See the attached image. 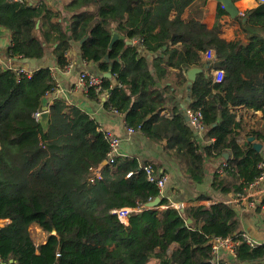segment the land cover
<instances>
[{
	"label": "trees",
	"instance_id": "obj_1",
	"mask_svg": "<svg viewBox=\"0 0 264 264\" xmlns=\"http://www.w3.org/2000/svg\"><path fill=\"white\" fill-rule=\"evenodd\" d=\"M190 2L63 0L55 9L45 3L0 0V26L10 34L9 56L38 59L55 44L61 68L69 62L65 53L71 41H79L87 61L117 74L120 89L110 88L109 79L102 76L109 93L106 106L125 113V123L140 126L150 140L176 144L178 154L191 161L189 177L203 175L205 157L225 160L227 169L222 175L215 172L212 183L225 193L240 191L258 175L257 164L264 160V150L253 146L264 139V128L253 130L254 140L242 149L234 140L238 123L229 107L244 105L264 117V22L254 26L243 19L247 11L237 15L246 41L238 36L226 40L219 36L218 24L226 11L218 8L215 24L207 28L181 20ZM64 13L68 34H55L52 30L63 24ZM253 13L264 17V3ZM113 31L119 37L109 47ZM127 39L143 40L147 51L159 54L154 73ZM208 49L214 52L210 62L201 57ZM193 66L201 67L200 72L186 88V72ZM212 66L223 71L221 82L212 81ZM168 67L176 69V85L188 90L189 108L201 111L205 135L214 138L204 150H199L183 114L159 116L165 98L157 80L172 75ZM55 84L48 67L18 78L13 68L0 64V219H9L0 226L5 264H202L210 256L211 237L240 234L237 208L224 202L144 208L131 211L127 223L121 222L112 210L144 205L160 196L140 168L149 161L120 154L104 164L96 178L91 168L106 158L109 148L97 123L61 98L47 104L45 125L33 115L46 105ZM225 152L231 156L225 157ZM165 204L168 200L160 197L158 206ZM200 217L204 223L198 228ZM33 223L47 234L45 241L35 243L29 232ZM237 251L238 262L232 264L264 258V246L251 249L241 243Z\"/></svg>",
	"mask_w": 264,
	"mask_h": 264
},
{
	"label": "crops",
	"instance_id": "obj_2",
	"mask_svg": "<svg viewBox=\"0 0 264 264\" xmlns=\"http://www.w3.org/2000/svg\"><path fill=\"white\" fill-rule=\"evenodd\" d=\"M9 2L13 1L9 0ZM26 3L34 5L45 3L55 9H59L61 4H63V0H27ZM233 3L239 12L238 15L243 16L247 11L246 17L244 16L243 19H246L249 24L259 26L264 22V17L256 16L253 13V9L259 3L264 2H260L259 0H236L233 1ZM218 8L219 2L217 0H191V2L184 7L180 14V18L184 22L195 20L204 24L207 28H211L215 24ZM174 14L175 11H172L169 18H172ZM62 21L63 24L61 26L57 25L55 30H52L53 33L68 34V16L65 13ZM218 22L220 37L226 40H232L235 36H238L242 38L243 41H246L240 28V22L235 19V17L232 18L228 13H225L220 16ZM127 43L137 45L139 55L145 56L148 59L149 69L154 73L157 62L155 59L159 54L147 51L144 48L143 40L127 39ZM10 45L11 40L9 31L0 26V49L3 62H7L13 67L22 66L30 72L38 68L48 67L55 83H59L60 89L56 95L52 94L50 96V93L46 95L45 98L47 103L51 100L49 102V104H51L54 99L61 98L67 106H76L80 108L86 112L90 120H94L97 123V127L110 129L120 137L121 155L135 156L141 162L145 160L153 162L159 171L167 175L168 180L161 192V197L166 198L168 204L157 205L154 206V208L162 209L167 206L176 207V202L182 203V205H177L178 208L191 205H209L214 202H222L227 194L232 192L228 191L225 193L221 190V187L212 183L215 172L220 164L226 162L225 160L221 158L205 157L203 175L199 179L195 178V176L189 177L186 173V169L188 165H191V161L181 154H178L176 144L170 145L166 140L152 141L141 131L128 133L126 130L127 124L124 121L125 113L111 110L109 106L104 104L105 97L102 95L98 97L93 95L87 96L82 90L75 89L78 75L84 70L101 77L106 76L105 74L107 72L110 73V76L106 77L109 79L112 88H117L116 86L118 83L116 73L112 74L109 69L105 71L100 70L98 62L87 61L82 56L79 41H71V47L65 53L67 58H69V62L72 63V67L69 70L66 69V65L62 68L58 66L53 52L55 44L53 47L49 46L45 55L38 59L9 56L8 50ZM175 45H180V43H176ZM204 53L201 52L202 59L206 62H210V60L206 59ZM161 65L165 66L164 63H161ZM2 66L5 67L4 64ZM193 67L198 68V71L201 68L198 66ZM168 70L172 75H166L157 80V87L163 92L165 98V105L160 110L159 116L171 119L175 114L181 113L184 115L186 124H188L187 112L190 109L189 103L191 98L186 88L190 84L189 78L187 77L188 82L186 88L182 90L181 87L176 85V79L173 76V72L176 71V69L168 67ZM198 71L196 73H198ZM221 71L220 68L210 67L209 72L213 82H219V73ZM120 87L118 89H120ZM55 96L57 97L54 98ZM229 110L234 114L235 122L238 123V125L233 127L234 140L244 149L250 144L247 141V137L252 136V131L264 128V117H262V112L260 110L255 111L244 105H231ZM192 132L199 145V150H204L209 143L214 141V138L211 136L205 135V137L202 138L198 135L196 136L194 131ZM258 142H260V140ZM261 149L264 150V146H262ZM225 153V157L231 156L230 152ZM103 162L104 160L91 169L94 170L99 166L102 167L104 165ZM181 176H183L184 179H182ZM256 199L261 201L264 199V194H258ZM144 208L145 206L141 205L140 210ZM236 214L242 231L255 239L264 240V209H261L257 204L254 208L247 210H238L237 208ZM2 220L3 219H0V225L4 224ZM203 223L204 221L202 225ZM33 230H35L36 233L42 231L36 223H33L29 227V232ZM41 242H43V240H41ZM234 262L237 263L238 259H235ZM240 264H264V258L250 259Z\"/></svg>",
	"mask_w": 264,
	"mask_h": 264
},
{
	"label": "built area",
	"instance_id": "obj_3",
	"mask_svg": "<svg viewBox=\"0 0 264 264\" xmlns=\"http://www.w3.org/2000/svg\"><path fill=\"white\" fill-rule=\"evenodd\" d=\"M10 1L18 2V3L27 2V0H10ZM259 1L264 2V0H259ZM219 8L224 9V5L221 4L220 2H219ZM204 55H206L207 60H212L214 58V52L212 49L206 50ZM0 64L1 65L4 64L5 65L4 68H13L18 74V78L28 77L32 74V72L28 71L22 66L13 67L7 62H3L1 49H0ZM71 67H72V63L68 62L66 64V69L69 70L71 69ZM215 78L217 79L216 75ZM222 79H223V71L219 73V82H221ZM120 86L121 84L117 83V87ZM110 88H112L111 85ZM59 89H60L59 83L56 82L55 87L50 91H48V93H50V96L52 94L56 95ZM75 89L82 90L85 94H87V96L90 94V91L92 92L91 95L93 96L98 97L99 95H102L105 97L104 99L105 101H107L109 97L107 87L104 86L102 77L93 74L87 70L81 71L79 73ZM56 97L57 96H55L54 98ZM47 104L49 103H46V105L42 109L35 110L33 115L36 119L41 118V114L44 109L47 110ZM110 109L113 110L114 112H118L115 109L112 108ZM187 119H188V126L192 129V131L195 132V135L196 136L198 135L202 138L205 137L206 127L202 120L201 111L199 109L197 110L189 109L187 112ZM97 130L102 132L103 138L108 143V147H109L104 161L106 163L113 162L114 158L117 155L121 154V150H120L121 139L110 129L97 127ZM126 130L128 133H135L137 131H140V126L134 128L132 126L126 125ZM260 141H264V139ZM262 146H264V142H262ZM100 167L101 166L94 169L93 171L94 176L96 178H99L101 175L99 171ZM227 167L228 164L226 162H223L218 167L216 173L218 175H222L224 171L227 169ZM140 168L145 172L147 180L155 183V185L159 189L161 196V192L168 180L167 175L159 171L158 168L155 166V164L152 162L144 163L143 165H141ZM257 168L259 170V173L253 179V181H251L247 186L243 187L242 190L227 194V196L222 200V202L230 205H234L235 207L238 208V210L251 209L254 208L257 204L261 209H264V199H262L261 201L256 199V196L258 194H264V160L258 162ZM130 174L131 173H128L127 176H130ZM140 208L141 205L137 207L122 206L112 210V212L116 214L117 218L121 222L127 223L129 213L134 210H140ZM176 208H178L177 205ZM2 221H4V224L9 223V219L7 218L3 219ZM203 221H204L203 217H200L199 220L197 221L198 228L202 227ZM241 243L246 244L251 249L259 246H264V240L255 239L244 231H241L240 234H238L237 236H213L209 239V245H210L209 261L211 262V264H231L237 258V254H238L237 250L238 247L241 245ZM0 264H5V262L2 260L1 257H0Z\"/></svg>",
	"mask_w": 264,
	"mask_h": 264
},
{
	"label": "water",
	"instance_id": "obj_4",
	"mask_svg": "<svg viewBox=\"0 0 264 264\" xmlns=\"http://www.w3.org/2000/svg\"><path fill=\"white\" fill-rule=\"evenodd\" d=\"M217 1L224 5V10H225L226 13H228L232 18H233V17H236V16L238 15L239 12H238L237 8L235 7V5H234V3H233V0H217ZM118 37H119V33H118L117 31H113V32H112V35H111V38H110V41H109V47L112 46L114 40H115L116 38H118ZM82 40H83V39H82ZM82 40H81V41H82ZM107 59H108V55L105 54V56H104V60H107ZM197 71H198V68H195V67L190 68V69L187 71V77L189 78V83H191V82L194 80V78H195V74H196ZM105 75H106V76H110V73L107 72ZM47 113H48V111L44 109L43 112H42V114H41V118H40V120H41V122H42L43 124H45V122H46ZM253 140H254L253 136H248V137H247V141L252 142ZM253 146L255 147V149H256L257 151H260V149H261V147H262V143H260V142H254ZM103 164H106V162L104 161ZM160 197H161V196L158 195V196L154 197L152 200L146 202V203L144 204L145 208H152V207H154V206H157V205L160 203ZM181 209H182V208H181ZM202 264H211V262H210L209 260H207V261H204Z\"/></svg>",
	"mask_w": 264,
	"mask_h": 264
},
{
	"label": "rangeland",
	"instance_id": "obj_5",
	"mask_svg": "<svg viewBox=\"0 0 264 264\" xmlns=\"http://www.w3.org/2000/svg\"><path fill=\"white\" fill-rule=\"evenodd\" d=\"M205 57H206V55H205ZM184 172V171H183ZM185 173V172H184ZM187 173V172H186ZM185 173V174H186ZM187 175V174H186ZM188 177V176H187ZM181 178L182 179H184V177L183 176H181ZM185 180H186V178H185ZM176 205H182V203H178V202H176L175 203ZM30 233H31V236H32V238H33V240L35 241V243H39V242H41V240H45L46 239V233L42 230L41 232H39V233H36L35 232V230H33V231H30Z\"/></svg>",
	"mask_w": 264,
	"mask_h": 264
}]
</instances>
